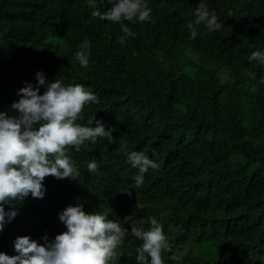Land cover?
Here are the masks:
<instances>
[{"label": "clouds", "instance_id": "clouds-1", "mask_svg": "<svg viewBox=\"0 0 264 264\" xmlns=\"http://www.w3.org/2000/svg\"><path fill=\"white\" fill-rule=\"evenodd\" d=\"M209 1L44 0L42 6L38 0H31L30 5L61 15V26L66 24V29L55 33L52 53L56 59L57 52L71 60L64 67L54 64L65 81L58 78L48 82L42 72H37V83L26 82L17 92L19 99L11 105L16 115L0 111V232L17 215L10 201L28 196L33 201H45L49 184L43 182L47 177L70 181L80 177V167L70 157V148L79 152L86 141L95 144L98 139H106L108 144L124 142L125 133L106 130L99 121L91 127L95 117L89 126L78 123L84 118L86 107L102 100L95 83L111 81L122 87V67L132 70L136 63L138 80L146 82L150 97L170 86L166 109L175 113L187 104L186 94L194 90L201 93L212 86L216 92L212 121L219 125L209 129L212 135L224 131L240 136L245 133L254 109L264 104V33L260 31L264 26V0H242V4L234 2L230 6H221L224 0H214L220 5L215 11ZM154 21L166 28L162 36L150 38ZM251 22L256 26L251 27ZM199 35L204 40L195 39ZM108 39L128 50V60L102 49ZM186 52L191 55L190 62L184 57ZM73 77H77V84H71ZM128 89L122 90L127 97L119 101L117 113L134 132L145 139L151 137L150 127L138 125L134 119L137 111L140 113V104L134 102L135 93ZM112 99L105 102H113ZM188 105L196 106L195 98ZM248 138L259 140L255 144L247 142L250 146L264 147V119ZM126 155L131 167L138 169L133 177L137 187L150 177V168L159 171V165L143 152L134 150ZM215 163L216 159L205 160L206 166L212 167L203 173L212 172ZM261 166L264 165L260 164V170ZM82 169L93 174L98 165L94 160L83 161ZM244 170H236L231 176L237 184L231 187L235 197L225 205L229 226L232 222L228 213L242 199L253 198L263 206L264 213V202L255 197L257 192L264 194V171L258 178L250 165ZM198 184L199 181L181 176L172 178L168 197L155 210L157 216L150 215L139 224L133 219L135 212L124 217L121 224L98 211L86 212L82 204L68 205L58 214L66 231L53 240L45 235L43 244L29 236L18 237L14 242L18 254L0 252V264H120L123 253L117 250L129 234L142 241L136 249L137 264H164L162 254L170 252L173 245L158 219L185 220L198 227L182 230L186 237L188 232L210 236L202 229L207 212L215 210L221 215L220 222L224 219L222 196L216 187ZM125 193L131 196L130 191ZM125 224H130V233ZM169 230L174 231L171 226Z\"/></svg>", "mask_w": 264, "mask_h": 264}, {"label": "trees", "instance_id": "trees-1", "mask_svg": "<svg viewBox=\"0 0 264 264\" xmlns=\"http://www.w3.org/2000/svg\"><path fill=\"white\" fill-rule=\"evenodd\" d=\"M38 1L44 6V0ZM234 2L242 4V0H224L221 6L234 5ZM30 4L31 0H0V111L10 116L16 115L11 105L19 99L17 92L26 82L35 85L37 72H42L48 82L58 78L64 80L54 64L59 63L64 67L71 60L60 57L57 52L56 59L52 53V47L56 44L55 33L66 29V24L61 26V15L44 12L43 7ZM208 4L214 11L220 6L214 0ZM246 11L250 14L251 9ZM165 26L154 21L149 30L152 36L149 37L162 36ZM250 26L255 27L256 24L251 22ZM260 31L264 33V26ZM195 39L204 40V36L199 35ZM102 49L125 60L130 57L124 46L110 39L102 44ZM184 57L190 62V53L186 52ZM131 68L120 69L121 76H125L121 88L111 81L95 83L102 100L86 107L84 118L78 121L81 125L89 126V121L95 117L91 127H96L99 121L106 130L113 128L120 135L125 133L124 142L108 144L106 139H98L95 144L86 141L79 152L70 148L69 155L81 171L76 181L57 180L49 176L43 182L49 184L45 201H33L29 196L23 200L10 201L17 215L5 223L0 232V252L8 256L17 255L14 242L22 236H29L40 244H43L45 235L53 240L57 234L66 231L58 214L68 205L82 204L86 212L98 211L121 224L124 217L135 212L133 219L139 224L150 215L157 216L155 210L160 209L169 195V182L181 176L192 182L199 181L198 186L210 184L212 188L216 187L222 196L220 203L224 219L220 222L221 215L216 214L215 210L206 213L202 229L208 231L211 237L199 232H188L186 237L182 230L188 229L187 226L198 227L189 225L185 220L176 222L158 219L173 245L170 252L162 254L164 264H264L263 206L253 198L249 201L242 199L228 213V220L232 222L230 226L225 214L227 200L235 197L231 189L237 184L231 178L234 171L243 172L244 166L250 165L258 178L264 171V166L260 170V164L264 165V161H261L264 147L259 149L247 143L259 141L248 137L264 119V110L261 109L264 104L254 109L246 131L241 136L231 131L212 135L209 129L219 126L212 121V106L216 97L212 86L201 93L194 90L186 94L187 104L184 103V108L175 113L166 109V94L171 87L164 86L150 97L146 82L138 80L136 63ZM70 80L71 84H77V77ZM125 89L135 93L133 100L140 104V113L137 111L134 119L138 125L150 127L151 137L148 135L145 139L134 132L117 113L119 101L127 97L122 91ZM40 91L42 94L44 88L41 87ZM109 98L114 101L106 103ZM192 98H195L196 103L193 108L192 104L188 105ZM234 112L242 115V112ZM134 150L143 152L159 165L157 172L149 169L152 174L139 187L133 181L138 169L131 167L126 155V152ZM208 159H216V163L212 172L205 175L203 172L212 167L206 166L205 160ZM93 160L98 170L86 174L82 162ZM127 191L131 192V196L125 193ZM255 197H260L264 202L262 191L257 192ZM124 226L130 233V224ZM143 226L147 228L148 224L144 223ZM169 226L174 231H170ZM141 243L129 234L117 250L123 253L120 264H137L136 249Z\"/></svg>", "mask_w": 264, "mask_h": 264}]
</instances>
